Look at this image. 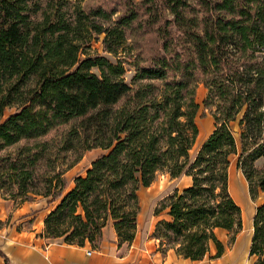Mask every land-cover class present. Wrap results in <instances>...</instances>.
Returning <instances> with one entry per match:
<instances>
[{"label":"trees","instance_id":"trees-1","mask_svg":"<svg viewBox=\"0 0 264 264\" xmlns=\"http://www.w3.org/2000/svg\"><path fill=\"white\" fill-rule=\"evenodd\" d=\"M133 53L134 75L93 49ZM130 44H129V43ZM214 130L192 154L199 85ZM0 195L59 201L44 235L98 248L111 220L131 244L139 190L160 175L192 185L157 206L153 237L200 261L216 230L243 228L229 188L231 158L255 200L264 192V0H0ZM102 150L67 191L66 173ZM250 255L264 264V204L256 209ZM6 264H10L6 258Z\"/></svg>","mask_w":264,"mask_h":264},{"label":"crops","instance_id":"crops-1","mask_svg":"<svg viewBox=\"0 0 264 264\" xmlns=\"http://www.w3.org/2000/svg\"><path fill=\"white\" fill-rule=\"evenodd\" d=\"M213 130L214 127L209 135ZM104 153L103 151L102 154ZM235 156L231 158L229 168V188L232 197L242 209L244 221L241 232L232 243L227 231L216 230L218 239L225 247L221 257H216L217 247L212 243L203 260L192 261L179 256L174 249L162 248L159 240L153 237L157 223L163 219L170 220L167 210L159 216L155 214L158 204L175 191L182 192L192 185V178L182 175L176 178L184 179L182 187L177 184L168 193L155 196L152 201L145 196L154 192L152 189L156 181L150 187L139 190L141 211L137 219V234L131 244H119L113 222L110 220L103 230V241L98 248H94L88 241L84 246L70 245L62 239L47 238L44 235L45 219L59 201L49 204V200L34 196L24 203H15L0 195V264H6V258L10 264H254L256 257L250 255L254 234L252 220L256 209L264 204V192L260 191L257 198L252 199L249 184L238 169L237 160L236 167L242 176L239 180L232 179ZM91 163L81 176L85 175ZM232 184L242 198V203L233 194ZM73 187H67V191ZM244 208H250L252 211L251 223L248 226L245 223Z\"/></svg>","mask_w":264,"mask_h":264},{"label":"rangeland","instance_id":"rangeland-1","mask_svg":"<svg viewBox=\"0 0 264 264\" xmlns=\"http://www.w3.org/2000/svg\"><path fill=\"white\" fill-rule=\"evenodd\" d=\"M102 38H103V36L100 37V41L93 43V49H97L98 54H100L104 57H107L114 64H116L119 61L125 62L124 66L127 70L126 80L130 83V81L132 80V77L134 75L133 68H132L133 53L131 51L129 52V50H126V52L121 51V53H119L117 56H113L109 53H106L103 51V46L101 44ZM207 94H208V91L206 90V88L202 84L199 85V87L197 89V94H196V102L200 105V109L198 111L196 122H197L198 127H199L200 135H199V138L197 139V142H196L194 149L192 150V154H195L197 152V150L199 149V147L201 146V143H203L204 140L207 139L209 133L211 132V130L213 129L214 124H215L211 110L207 109L204 105V101L207 97ZM15 112H16L15 109H7L4 113V116L2 118H0V122L5 120L6 118H8L11 114H13ZM231 128L233 131H235L237 138H238V153L233 158L231 177H232V179L234 178L236 180H239L242 175H241V173H239L240 171L236 167V160L238 161V158L242 152L241 142H240V128H239L237 123L232 124ZM102 153H103L102 150H94L92 152H88L79 164H77L76 166L71 168L66 173V176H65L67 187L70 188L71 186H74L75 177L77 175L84 173L86 168L88 167V165L94 159L99 157L100 154H102ZM2 154H5V153H1L0 155H2ZM256 166L258 168H262L264 166V159L257 161ZM177 184L182 187L184 185V179H178V180L176 179L175 180V179H171L166 174L161 175L156 179L154 188L152 189V191H154V192L151 193L150 196L146 195L145 198L152 201L155 196H158V195L160 196V195H163L165 193H168ZM234 187L235 186L232 184V192L235 195V197L237 198V200H239V202L242 203V201H241L242 198L238 195L237 190ZM244 209H245V214H244L245 223L248 226L251 223L252 211L250 208H244ZM252 223H253V220H252Z\"/></svg>","mask_w":264,"mask_h":264},{"label":"built area","instance_id":"built-area-1","mask_svg":"<svg viewBox=\"0 0 264 264\" xmlns=\"http://www.w3.org/2000/svg\"><path fill=\"white\" fill-rule=\"evenodd\" d=\"M89 254L91 255V252H89Z\"/></svg>","mask_w":264,"mask_h":264}]
</instances>
